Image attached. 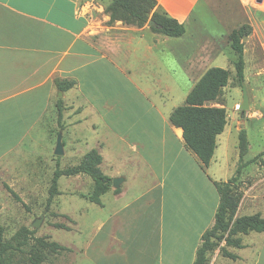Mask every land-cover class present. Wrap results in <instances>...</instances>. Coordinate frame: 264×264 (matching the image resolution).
Here are the masks:
<instances>
[{
    "label": "crops",
    "instance_id": "crops-1",
    "mask_svg": "<svg viewBox=\"0 0 264 264\" xmlns=\"http://www.w3.org/2000/svg\"><path fill=\"white\" fill-rule=\"evenodd\" d=\"M156 1L169 17L183 24L185 32L181 36L155 33L147 25L109 22L104 7L90 0H0V177L25 178L28 190L33 189L32 147L40 145L42 134L37 132L49 131L52 111L57 106L63 109L64 100L73 105L63 115L61 140L65 135L68 138V143L62 142L64 154L71 143L80 139L87 142L83 126L95 128L103 123L140 162L149 164L151 169L146 174L158 177L157 183L151 180L143 191L124 197L122 186L126 176L111 172L102 157L103 173L111 180L114 177L123 180L117 188L111 184L104 193L112 196L113 203L83 250L91 264H192L200 236L212 225L219 200L215 179L208 168L217 161L219 148L221 155L225 152L232 135L237 164L238 131L244 128L247 133L252 115L264 118L261 3ZM243 24L250 27L245 39L241 38L250 115L237 125L226 123L216 137L213 156L205 169L197 162L200 170H204V199L197 197V201L180 204L171 200L168 207L166 187L174 190L166 182L170 170L174 167L175 174L179 162L194 165L196 158L186 149L181 128L170 123V113L184 103L193 85L210 67L234 72L236 56L230 47L229 34ZM59 79L73 80L74 84L61 90L56 83ZM252 79L259 82L256 88L250 86ZM235 91L242 92V87L228 89L227 84L221 88L228 95ZM219 96L206 104L223 107L218 102ZM230 110L232 115V107ZM56 124H61L57 118ZM94 139L93 148L101 154L103 141L98 136ZM236 164L225 180L232 176ZM16 183L6 184L11 187ZM208 202L209 205L214 202L213 206ZM251 204L247 203L245 209ZM97 205H105L102 196L101 204ZM256 212L261 213L245 212L240 200L236 215ZM195 221H199V230L194 242ZM167 222L173 228L164 233ZM154 227L159 229L154 231ZM248 234L241 236L243 247L225 246L237 255L236 259L222 256L216 248L207 264H216L219 256L231 260L232 263L226 264H264V233L257 240L244 239Z\"/></svg>",
    "mask_w": 264,
    "mask_h": 264
},
{
    "label": "rangeland",
    "instance_id": "rangeland-1",
    "mask_svg": "<svg viewBox=\"0 0 264 264\" xmlns=\"http://www.w3.org/2000/svg\"><path fill=\"white\" fill-rule=\"evenodd\" d=\"M90 1L101 4L103 7L109 2V0ZM234 79L235 72H229L228 89L237 86ZM258 84L257 80L252 79L250 86L256 88ZM235 93L228 95L226 92H220L218 102L224 105L227 122H233L234 125H237L238 122L244 121L250 115V108L245 112V116L240 118V109L236 110L235 105L241 101L242 92L235 91ZM63 104L61 124H56L57 109L54 108L49 121V131L37 132L38 134H42L39 139L40 145L32 147L33 154L35 155L32 179L33 189L31 191L28 190L25 178L0 177V224L5 228V239H10L21 227H26L29 230H33V235L36 237H45L67 247V250L60 253H46L43 264H91L83 255V250L89 243V239L98 232L99 223L105 219L113 203V198L109 194L102 195L105 205L98 206L81 196L92 191L93 182L91 178L84 174L61 176L58 179V194L51 198L50 204L46 208L50 179L57 165L63 168L77 164L83 153L94 147L96 141L94 137L98 136L103 141L101 155L103 161L109 163V170L116 172L117 175H124L127 178L122 186V189L125 191L124 197L130 196L134 192L143 191L145 187L149 186L151 180L153 183H157L158 177L155 174L152 177L148 173L146 174V171H150L151 169L149 164L140 162L129 148L121 145L117 137L106 130L103 123H98L95 128H92L90 125L83 126V134L87 137V142L80 139L68 145L67 149H64L65 154L55 155L54 149L57 136L61 134L64 128L63 123L65 120L63 119V115H66L64 114L65 112L71 111V107L73 106L68 100H64ZM231 107L234 112L232 115L230 114ZM255 116H251L253 120H251L247 128L249 151L246 159H251L264 150V130L262 129L264 118ZM45 134L47 137H45ZM234 140L235 137L232 135L222 155L220 152L221 148L217 150V161L208 168L209 175L217 181L225 180L232 173L236 164L237 157L234 155ZM61 142L68 143L66 135L62 137ZM157 149H160V147H157ZM262 158L264 159V154ZM194 160V165H191L189 161L185 163L179 162L178 170H176L175 174H173L174 167L170 170V177L166 182H169L174 190L166 187L165 194L168 197V207L171 200L180 204L185 201L188 203L191 200L197 201V197L204 199L205 190L202 182L204 170H200L198 161H196V158ZM103 168L105 169V164H103ZM184 168H186V171ZM187 168H192L190 170L191 173L187 171ZM166 174L168 175V173ZM161 179L165 178L161 177ZM13 181L14 183L17 181L11 187L18 195L19 200L15 199L4 186V183L10 185ZM239 188L242 191L240 200L244 206V211H260L264 215V166L260 164L259 159L251 162L243 169L240 176ZM59 191H61L60 195ZM250 202H252L251 207L245 209V205ZM213 203L209 205L208 202V205L212 207ZM39 218V226H34L33 221ZM199 220L201 219L199 218ZM198 223L199 221H195L194 242L197 236V229L199 230ZM170 227L173 228L167 222V225L163 227V232L168 233ZM156 228L159 229V227H154V231ZM261 235L259 232H249L244 239L257 240ZM31 243L32 238H29L28 244L23 247V252L13 254L16 262L19 264L26 262L27 252ZM112 245L115 246L114 243ZM216 250L214 249L210 253L209 259H211ZM226 263L232 262L230 259L222 256H219L216 262V264Z\"/></svg>",
    "mask_w": 264,
    "mask_h": 264
},
{
    "label": "trees",
    "instance_id": "trees-1",
    "mask_svg": "<svg viewBox=\"0 0 264 264\" xmlns=\"http://www.w3.org/2000/svg\"><path fill=\"white\" fill-rule=\"evenodd\" d=\"M109 16V22L121 21L126 25L143 27L149 20L155 25L149 27L152 32L170 37L181 36L185 32L182 23L169 17L157 5L156 0H109L104 7ZM250 27L246 24L234 29L229 34L230 47L235 53L233 67L237 86L244 84V57L241 38L248 35ZM229 70L222 67H210L193 85L185 97L184 103L173 109L170 113V123L181 128L182 138L187 150L192 152L202 169H205L213 156L216 147V137L227 123L226 110L222 106H209L208 101L215 100L221 88L229 81ZM61 90L70 88L73 80H56ZM62 118V108L57 106V120ZM238 159L234 173L223 181H213L219 196L218 205L213 217V223L205 229L200 236V243L195 251L192 264H207L209 254L216 248L222 256L236 259L237 255L227 251L225 246L243 247L242 235L249 232L264 233V216L256 212L250 215L237 216L236 212L242 196L239 188L240 176L243 169L251 162L260 160L264 166L262 155L264 150L251 159H246L249 151V141L246 130L241 128L237 134ZM102 156L96 148L88 150L73 166L60 168L58 165L53 171L48 189L46 208L51 198L58 194V179L61 176H74L84 174L93 182L92 191L81 195L87 200L101 204V196L110 189L111 178L100 169ZM5 188L19 200L18 195L4 183ZM5 228L0 224V264H19L13 258L16 252H23L29 238L32 243L28 249L24 264H43L46 253L56 254L67 250L64 245L45 237H36L33 230L21 227L10 239L4 237ZM224 242V246L220 244Z\"/></svg>",
    "mask_w": 264,
    "mask_h": 264
},
{
    "label": "water",
    "instance_id": "water-1",
    "mask_svg": "<svg viewBox=\"0 0 264 264\" xmlns=\"http://www.w3.org/2000/svg\"><path fill=\"white\" fill-rule=\"evenodd\" d=\"M146 25L152 26V25H155V23L153 20H149ZM245 37L246 36L244 35L243 39H245ZM239 109H240V117L241 118H243L245 116V112L249 110V100H248V95H247V91H246L244 84L242 85V99H241V102L239 103ZM54 154L55 155H62L63 154V145L61 142V134H58V136H57ZM122 180L123 179L120 177L112 178V186L117 188ZM39 224H40V218L35 219L33 221L34 226H39Z\"/></svg>",
    "mask_w": 264,
    "mask_h": 264
},
{
    "label": "built area",
    "instance_id": "built-area-1",
    "mask_svg": "<svg viewBox=\"0 0 264 264\" xmlns=\"http://www.w3.org/2000/svg\"><path fill=\"white\" fill-rule=\"evenodd\" d=\"M248 2H253L254 4H257V3H261V5L263 6L264 8V0H246ZM235 109L238 110L239 109V104H236L235 105Z\"/></svg>",
    "mask_w": 264,
    "mask_h": 264
}]
</instances>
